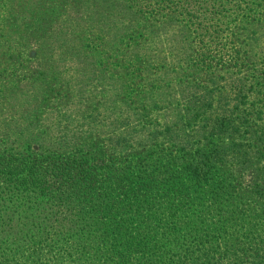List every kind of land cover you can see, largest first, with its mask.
<instances>
[{"label": "trees", "instance_id": "trees-1", "mask_svg": "<svg viewBox=\"0 0 264 264\" xmlns=\"http://www.w3.org/2000/svg\"><path fill=\"white\" fill-rule=\"evenodd\" d=\"M0 264H264V0H0Z\"/></svg>", "mask_w": 264, "mask_h": 264}]
</instances>
